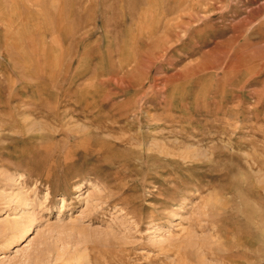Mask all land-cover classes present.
Listing matches in <instances>:
<instances>
[{"label": "rangeland", "instance_id": "1", "mask_svg": "<svg viewBox=\"0 0 264 264\" xmlns=\"http://www.w3.org/2000/svg\"><path fill=\"white\" fill-rule=\"evenodd\" d=\"M0 264H264V0H0Z\"/></svg>", "mask_w": 264, "mask_h": 264}]
</instances>
